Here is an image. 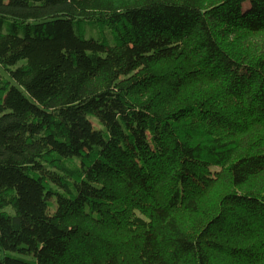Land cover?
Here are the masks:
<instances>
[{
	"label": "trees",
	"instance_id": "16d2710c",
	"mask_svg": "<svg viewBox=\"0 0 264 264\" xmlns=\"http://www.w3.org/2000/svg\"><path fill=\"white\" fill-rule=\"evenodd\" d=\"M0 66V264H264V0L0 1Z\"/></svg>",
	"mask_w": 264,
	"mask_h": 264
},
{
	"label": "rangeland",
	"instance_id": "374dc122",
	"mask_svg": "<svg viewBox=\"0 0 264 264\" xmlns=\"http://www.w3.org/2000/svg\"><path fill=\"white\" fill-rule=\"evenodd\" d=\"M82 30L83 32H85L86 36H92L94 38H98L101 36L102 38H104L110 36L109 28L106 25H98L92 21L83 22ZM259 36L260 35H258L257 33L253 34L247 32L244 34H240L239 38H241L245 43L257 45L260 43V39L258 38ZM87 130L90 134H108L97 113H90L88 115ZM53 209L54 208L52 205L51 210ZM0 233L2 245L8 253L15 256L24 257L29 260L36 259L37 246L40 242V238L35 232H33L32 229H26L22 233H16L11 230H2L0 231Z\"/></svg>",
	"mask_w": 264,
	"mask_h": 264
}]
</instances>
